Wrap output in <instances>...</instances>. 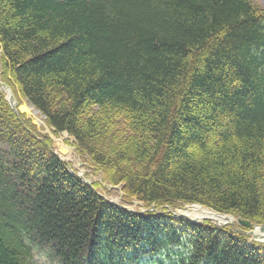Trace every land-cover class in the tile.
Returning <instances> with one entry per match:
<instances>
[{"label":"trees","instance_id":"obj_1","mask_svg":"<svg viewBox=\"0 0 264 264\" xmlns=\"http://www.w3.org/2000/svg\"><path fill=\"white\" fill-rule=\"evenodd\" d=\"M0 81V264H264L247 227L168 211L264 225V7L0 0ZM22 99L147 210L83 182Z\"/></svg>","mask_w":264,"mask_h":264},{"label":"rangeland","instance_id":"obj_2","mask_svg":"<svg viewBox=\"0 0 264 264\" xmlns=\"http://www.w3.org/2000/svg\"><path fill=\"white\" fill-rule=\"evenodd\" d=\"M253 1L255 3L259 4L261 7H264V0H253ZM2 85L4 86L5 89L2 87ZM0 88L4 91L6 98L11 103L13 108H15L17 102L14 99V96H13L14 94H12L13 92L11 91V89L7 85L5 86L3 83H0ZM6 89H8V90L6 91ZM22 103H25V100L22 99L21 104ZM27 105L30 107L31 115H29V114L28 115L26 114V115L28 117H31L32 122L36 124L37 128L39 129V134H44V133L49 134L55 150L63 151L64 153H62V154H66L68 156L67 159L70 163V168L76 174H82L83 176H81V177L82 178L84 177L85 180L90 181L91 184L92 183H98L99 186L96 187V190L98 191L99 194H101L104 198L108 199L109 201L117 203V204L121 205L123 208H127V209L132 210V211L142 212V211L147 210L140 201H137L134 199L132 201H130L129 203L122 201V191H121L120 185H111V184L105 182L104 178H102L101 172L97 171L95 169V167L90 164V162L88 161V158L85 155L80 154L75 149L71 138L67 135L66 132L52 133L51 131H49V129L47 130L46 126L43 123L44 116L41 113H39L37 110H36V113H34L32 111V109H35V108L33 106H31L30 104H27ZM22 114H24V113H22ZM189 205L203 206V205H199L196 203L185 204V205L178 206L175 208L169 207L168 210L170 211L172 209L175 211L176 209H181V208H184V207L189 206ZM151 207L153 208L154 206L151 205L149 208L151 209ZM203 207H205V206H203ZM206 208H208V207H206ZM154 209L157 211V209L155 207H154ZM208 209L210 210V208H208ZM222 214H224V213H222ZM225 215L231 217V220L226 221V219L218 217L216 215H214L216 219H212V220H210V218H208V219L210 221H212L213 223H215V222L220 223V224L226 223V224L233 225L235 227H237L236 225L243 226L237 222V220L240 218H237V217L230 215V214H225ZM204 220H205V218H204ZM250 225H251V228L250 227L249 228L247 227V228L251 229V231H252L253 227H258L260 224H255L252 226V224L250 223ZM38 254H37V258H38V262L40 264H55V262L52 259H50L45 252H41L39 255Z\"/></svg>","mask_w":264,"mask_h":264},{"label":"bare ground","instance_id":"obj_3","mask_svg":"<svg viewBox=\"0 0 264 264\" xmlns=\"http://www.w3.org/2000/svg\"><path fill=\"white\" fill-rule=\"evenodd\" d=\"M1 83V82H0ZM4 84V83H3ZM5 85V84H4ZM6 86V85H5ZM2 87L4 88V86L2 85ZM5 89V88H4ZM8 89H6L7 91ZM32 111L34 113H36V109H32ZM82 175V174H81ZM83 176V175H82ZM84 178V177H83ZM85 179V178H84ZM207 212V213H206ZM200 212V213H187V212H184L183 210L181 209H176L175 210V213H180V214H184L185 216L191 218V219H194V220H202L204 218H210V219H216L215 216L211 213V212ZM251 233L253 234V236L259 238V239H263L264 240V230L260 229V226L258 227H253Z\"/></svg>","mask_w":264,"mask_h":264},{"label":"water","instance_id":"obj_4","mask_svg":"<svg viewBox=\"0 0 264 264\" xmlns=\"http://www.w3.org/2000/svg\"><path fill=\"white\" fill-rule=\"evenodd\" d=\"M6 100L8 101L7 98H6ZM8 104L11 106V108H12L13 110H15L9 101H8ZM18 111H19V113H24V114H27V115H28V114L31 115V113H30V111H31V110H30V107H29L26 103H22V104H20V105L18 106ZM78 176H79V177L81 178V180H82L83 182H85L87 185L92 186L90 182H88L87 180L83 179L80 175H78ZM149 210H155V209H154V207H153V208L151 207V209L149 208ZM171 212H172L174 215H180V216H183L184 218H189V217L185 216L184 214L175 213L174 210H171ZM191 220H194V219H191ZM237 222H238L239 224H241V225L250 226V223H249L248 221H244V220H242V219H238ZM216 224H219V223L216 222ZM224 224H225V223H224ZM260 229L264 230V225H261V226H260ZM246 233H247L248 235H250L253 239L264 241L263 239H259V238L255 237V236H253V235L251 234V230L247 231Z\"/></svg>","mask_w":264,"mask_h":264}]
</instances>
